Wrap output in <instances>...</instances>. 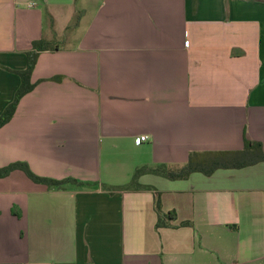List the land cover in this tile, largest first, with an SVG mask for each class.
<instances>
[{
    "label": "crops",
    "instance_id": "obj_1",
    "mask_svg": "<svg viewBox=\"0 0 264 264\" xmlns=\"http://www.w3.org/2000/svg\"><path fill=\"white\" fill-rule=\"evenodd\" d=\"M40 39L55 49L0 128V167L88 185L0 178V264H264V162L102 188L193 152L264 151V0H0V115Z\"/></svg>",
    "mask_w": 264,
    "mask_h": 264
},
{
    "label": "trees",
    "instance_id": "obj_2",
    "mask_svg": "<svg viewBox=\"0 0 264 264\" xmlns=\"http://www.w3.org/2000/svg\"><path fill=\"white\" fill-rule=\"evenodd\" d=\"M55 47L45 42L43 39L34 41L32 48L26 53V67L20 71H13L20 77V86L16 91L13 101L8 104L0 115V128L6 125L14 116L18 103L24 95L34 89L35 84L31 82L32 72L34 70L38 55L42 51L54 50ZM59 78H56L58 80ZM264 162V151L259 143L245 141L244 148L240 151H220V152H193L189 155L187 163L178 168H170L164 164L155 167H140L136 169L132 180L129 184L124 186L112 187L104 186L102 188L108 191L129 190L139 188L138 178L144 173H154L163 175L172 180L186 179L192 173H202L204 175H211L218 169H239L246 166H251L256 163ZM14 171L23 172L28 179L36 184H41L49 188L62 189L64 186L73 185L82 187L88 185L72 178L63 180H54L50 178L39 177L35 175L28 165L24 162H14L7 166L0 167V178L9 176ZM155 208L158 215L156 228L166 226L163 221V215L160 210L159 199H156ZM184 225H190L184 223Z\"/></svg>",
    "mask_w": 264,
    "mask_h": 264
},
{
    "label": "rangeland",
    "instance_id": "obj_3",
    "mask_svg": "<svg viewBox=\"0 0 264 264\" xmlns=\"http://www.w3.org/2000/svg\"><path fill=\"white\" fill-rule=\"evenodd\" d=\"M45 16H46V21H48L49 17H50V14L48 12H46ZM79 17H80V15L77 13V14L72 15L70 19H67V21H70V23L67 25V27L63 31V34H65V37L69 36L70 34H72L74 32V29H75L77 23L79 22V19H80ZM65 19H60L58 26H60L61 22L64 21ZM51 42L54 43V44H58L60 46H65L66 45V41H64V37L63 38L62 37H60V38H52Z\"/></svg>",
    "mask_w": 264,
    "mask_h": 264
},
{
    "label": "built area",
    "instance_id": "obj_4",
    "mask_svg": "<svg viewBox=\"0 0 264 264\" xmlns=\"http://www.w3.org/2000/svg\"><path fill=\"white\" fill-rule=\"evenodd\" d=\"M32 6H33V3L30 4V7H32ZM147 139H148L147 136L142 135V136H138V137L135 139V142H136V144H141V143L145 142Z\"/></svg>",
    "mask_w": 264,
    "mask_h": 264
}]
</instances>
